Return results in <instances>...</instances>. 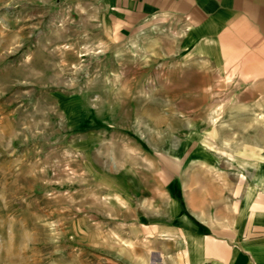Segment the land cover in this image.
<instances>
[{
  "label": "rangeland",
  "instance_id": "1",
  "mask_svg": "<svg viewBox=\"0 0 264 264\" xmlns=\"http://www.w3.org/2000/svg\"><path fill=\"white\" fill-rule=\"evenodd\" d=\"M82 2L0 0V264H152L130 175L188 162L224 108L164 51L170 23L131 35Z\"/></svg>",
  "mask_w": 264,
  "mask_h": 264
},
{
  "label": "crops",
  "instance_id": "2",
  "mask_svg": "<svg viewBox=\"0 0 264 264\" xmlns=\"http://www.w3.org/2000/svg\"><path fill=\"white\" fill-rule=\"evenodd\" d=\"M82 5L131 35L170 23L164 51L177 55L181 69L193 68L194 79L200 71V85L225 82L224 95L212 94L224 102L210 111L218 125L201 128L210 138L200 137L194 157L167 159L155 174L130 175L126 204L135 214L131 226L141 231L131 243L152 247V264H264V0ZM189 80L183 100L202 101Z\"/></svg>",
  "mask_w": 264,
  "mask_h": 264
}]
</instances>
